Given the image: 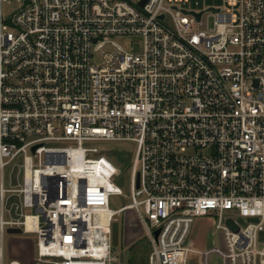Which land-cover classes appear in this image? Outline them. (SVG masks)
I'll use <instances>...</instances> for the list:
<instances>
[{
    "label": "built area",
    "instance_id": "2783aa9c",
    "mask_svg": "<svg viewBox=\"0 0 264 264\" xmlns=\"http://www.w3.org/2000/svg\"><path fill=\"white\" fill-rule=\"evenodd\" d=\"M15 1L0 0V264H124L110 234L127 209L148 264H190L196 216L220 241L198 264H264V0L199 19L187 0ZM93 141L135 144L119 209L122 169ZM28 233L25 257L6 248Z\"/></svg>",
    "mask_w": 264,
    "mask_h": 264
},
{
    "label": "rangeland",
    "instance_id": "374dc122",
    "mask_svg": "<svg viewBox=\"0 0 264 264\" xmlns=\"http://www.w3.org/2000/svg\"><path fill=\"white\" fill-rule=\"evenodd\" d=\"M183 7L189 10H204L209 7H225V0H187L181 3ZM17 8V2L10 0L3 6L4 15H10ZM213 18L204 13L200 29L212 27ZM111 40L117 42L124 50L137 52L141 48L140 41H131L128 37H113ZM111 47L106 45L103 51H110ZM99 59V58H98ZM97 59V60H98ZM91 145L103 147L107 150V154L111 160L122 169V175L117 179L120 185L121 193L111 194L108 199V206L112 210L130 203V184H129V167L126 163L129 154H133L135 144L133 142H110V141H93ZM131 149V150H129ZM212 217L196 216L190 226L187 236V244L192 247L189 253V263L198 264V251L210 248L212 245L219 246L220 241L216 234H212ZM240 224L245 225V220L240 219ZM110 241L112 246V254L123 259L124 264L133 262L134 264H148V252L150 251L149 236L145 226L138 215L131 210L120 211L113 216L111 223ZM263 233L260 234V240L263 239ZM8 240L15 242L18 240L19 245L14 252L15 255L25 257L32 248L31 242L35 240L34 234L10 235L6 238V248H8Z\"/></svg>",
    "mask_w": 264,
    "mask_h": 264
},
{
    "label": "water",
    "instance_id": "95a60500",
    "mask_svg": "<svg viewBox=\"0 0 264 264\" xmlns=\"http://www.w3.org/2000/svg\"><path fill=\"white\" fill-rule=\"evenodd\" d=\"M143 3V2H142ZM208 9L210 10H217V8L215 7H209ZM192 14H194L196 16L197 19H199L200 15H201V11L199 12H194V11H188ZM34 149V148H33ZM8 232H14V233H19L21 230L19 228H8L7 229ZM155 234H157V231H155Z\"/></svg>",
    "mask_w": 264,
    "mask_h": 264
},
{
    "label": "crops",
    "instance_id": "0c3cea01",
    "mask_svg": "<svg viewBox=\"0 0 264 264\" xmlns=\"http://www.w3.org/2000/svg\"><path fill=\"white\" fill-rule=\"evenodd\" d=\"M19 241L18 240H16L15 242H13L12 241V243H10V249H11V251L15 254L16 252H14L15 250H13V249H16L17 248V246L19 245V243H18ZM13 248V249H12Z\"/></svg>",
    "mask_w": 264,
    "mask_h": 264
},
{
    "label": "trees",
    "instance_id": "16d2710c",
    "mask_svg": "<svg viewBox=\"0 0 264 264\" xmlns=\"http://www.w3.org/2000/svg\"><path fill=\"white\" fill-rule=\"evenodd\" d=\"M109 156H112L113 157V154L110 153ZM126 163H127V161H126ZM127 264H134V263L133 262H130V263L127 262Z\"/></svg>",
    "mask_w": 264,
    "mask_h": 264
},
{
    "label": "bare ground",
    "instance_id": "6f19581e",
    "mask_svg": "<svg viewBox=\"0 0 264 264\" xmlns=\"http://www.w3.org/2000/svg\"><path fill=\"white\" fill-rule=\"evenodd\" d=\"M28 220H29V218H28ZM29 223H30V221H29Z\"/></svg>",
    "mask_w": 264,
    "mask_h": 264
}]
</instances>
